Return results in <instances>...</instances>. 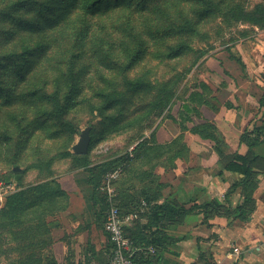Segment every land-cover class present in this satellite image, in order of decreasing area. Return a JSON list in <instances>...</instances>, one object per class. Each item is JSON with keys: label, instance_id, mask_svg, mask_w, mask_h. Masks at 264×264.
<instances>
[{"label": "rangeland", "instance_id": "374dc122", "mask_svg": "<svg viewBox=\"0 0 264 264\" xmlns=\"http://www.w3.org/2000/svg\"><path fill=\"white\" fill-rule=\"evenodd\" d=\"M260 10L264 0H0V264H99L90 169L123 210L161 196L162 180L185 182L204 141L224 142L196 133L215 127L219 98L263 95ZM202 85L211 115L189 101ZM195 213L175 221L190 215L195 229Z\"/></svg>", "mask_w": 264, "mask_h": 264}, {"label": "crops", "instance_id": "0c3cea01", "mask_svg": "<svg viewBox=\"0 0 264 264\" xmlns=\"http://www.w3.org/2000/svg\"><path fill=\"white\" fill-rule=\"evenodd\" d=\"M260 98L253 94H236L230 103L219 98L221 104L217 102L215 116L207 119L215 124L222 135L224 142L218 146L221 153L204 141V158L198 164L191 165L192 171L187 173L185 182L167 186V180H162L161 196L159 192L151 193L152 197L156 196L153 206L166 202L184 208L191 204L207 206L204 213L199 212L202 210L195 213L199 220L201 218L195 229L189 224L190 215L184 218V222L173 220L169 228L162 226L163 231L174 240H167V247L159 250L153 258L149 257L150 264H264V143L255 148L261 156L257 163L258 188L253 193L255 210L247 221H241L234 214L243 203L241 189L232 191L241 176L226 169L234 156L249 152L242 135L255 125L264 126V107L260 104ZM207 107L204 106V115H211L205 112ZM147 216L141 220L142 224L147 223ZM92 226L91 230L89 225L86 226L84 235L87 239L96 235L94 227L97 225ZM92 241L96 243L97 240L92 238ZM95 248L96 251L100 249ZM235 248L239 249V254L234 252Z\"/></svg>", "mask_w": 264, "mask_h": 264}, {"label": "trees", "instance_id": "16d2710c", "mask_svg": "<svg viewBox=\"0 0 264 264\" xmlns=\"http://www.w3.org/2000/svg\"><path fill=\"white\" fill-rule=\"evenodd\" d=\"M260 17L259 18H250L252 21H255L256 23H261L264 21V10H260ZM205 89H207L206 85H202V92H194L190 95V103L195 105H201L206 106L209 105L211 96H208L205 94ZM204 91V92H203ZM260 104L262 107H264V92L263 95L260 98ZM199 106V108L201 107ZM186 110H190L189 106H185ZM206 127L205 129L209 130L207 128V125H204ZM210 130L208 132H196L200 134L204 139L209 140H215V133L219 132L218 129L213 126H208ZM92 129V128H91ZM213 131V132H212ZM92 136V135H91ZM242 141L245 142L249 148V152L247 155H236L233 157V159L226 165V169L232 173H236L240 175V180L238 183H236L232 191H236L237 188L241 189V193L243 196V203L238 206L235 213L236 218L240 219L241 221H247L251 218L253 215V212L255 210V200L253 198L254 191L258 188V176L259 172L257 170L258 167V159L261 157L256 153L255 148H258L261 144L264 143V126H257L255 125L254 128L251 131H246L242 135ZM221 143V142H220ZM223 143V142H222ZM221 143V144H222ZM220 144H217L216 149L221 153L218 146ZM92 146V141L90 145V149ZM89 149V152H90ZM86 155H81L79 157H85ZM96 169H90L88 170V174L90 176L89 183L92 186L93 189V195H92V208L94 209V212L96 215H98V212H96L97 207L100 208L101 212L99 213L98 218H103V230L106 235L107 244L105 245L103 249V258L101 261H99V264H108L109 259L112 254L113 246L110 242L109 236L105 231V221H106V213L109 209L108 203L106 202V196L102 193H100L99 190V184L101 179V172H96ZM148 204V210L146 213V216L148 217L147 223L142 224L140 221H136L134 223V226L126 227L125 228V234L128 238H130L135 244L142 245V246H153L157 249V253L159 250L164 249L168 246L166 233L163 231V227L160 225V223L166 218L169 217L172 220H175L178 216H185L188 213L194 212V210H202L204 213V208H206L207 205H198L194 204L190 209H185L184 207H174L171 205V203L166 202L163 205L153 206L152 203L156 201L154 197L146 198L144 200ZM141 204H138L136 207H132L129 210H123L118 204L117 207L120 209L121 214H129L137 212ZM213 205V204H212ZM217 205V204H214ZM163 213L160 215V213ZM155 228L156 230L152 229ZM135 232V233H134ZM93 256L97 257L100 256L99 253H96L94 249H92ZM151 255L148 257L141 256L139 257L138 261L140 264H150L151 260L149 257L153 258L157 255ZM208 264V263H205Z\"/></svg>", "mask_w": 264, "mask_h": 264}, {"label": "built area", "instance_id": "2783aa9c", "mask_svg": "<svg viewBox=\"0 0 264 264\" xmlns=\"http://www.w3.org/2000/svg\"><path fill=\"white\" fill-rule=\"evenodd\" d=\"M118 178V171H115L108 179ZM109 209L106 213L105 231L109 236L113 246L112 254L108 264H140L138 261L141 256H153L157 253V249L153 246H142L135 244L125 234V228L130 227L136 221H141L146 217L148 204L144 201L137 212L129 214H121L120 209L113 201V196H108ZM234 252L239 254V249L235 248Z\"/></svg>", "mask_w": 264, "mask_h": 264}, {"label": "water", "instance_id": "95a60500", "mask_svg": "<svg viewBox=\"0 0 264 264\" xmlns=\"http://www.w3.org/2000/svg\"><path fill=\"white\" fill-rule=\"evenodd\" d=\"M91 141V127H87L80 133L78 142L73 146V153L76 155H87L89 153ZM15 171H20V169L15 168Z\"/></svg>", "mask_w": 264, "mask_h": 264}]
</instances>
